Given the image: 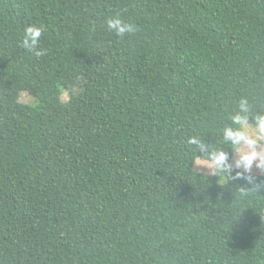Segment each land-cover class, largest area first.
<instances>
[{
  "label": "trees",
  "instance_id": "1",
  "mask_svg": "<svg viewBox=\"0 0 264 264\" xmlns=\"http://www.w3.org/2000/svg\"><path fill=\"white\" fill-rule=\"evenodd\" d=\"M242 98L264 113V0H0V264H264V188L187 144L232 159Z\"/></svg>",
  "mask_w": 264,
  "mask_h": 264
},
{
  "label": "clouds",
  "instance_id": "2",
  "mask_svg": "<svg viewBox=\"0 0 264 264\" xmlns=\"http://www.w3.org/2000/svg\"><path fill=\"white\" fill-rule=\"evenodd\" d=\"M107 28L115 32L118 37H124L125 34L136 30L134 25L124 22L119 14L108 18ZM43 32V25L27 26L22 47L29 52L34 51L37 56L45 55L46 50L38 48ZM250 120L254 121L255 133L248 130L251 126ZM231 121L237 127H225L223 140L231 145L234 160L230 159L228 150L210 149L198 136L189 137L187 144L196 146L201 153L206 154L205 167L210 174H226L232 180H245L254 185L251 189L259 191L264 188V184L257 183L253 169L264 174V113L251 116L250 105L246 98H242L239 102V111L231 116Z\"/></svg>",
  "mask_w": 264,
  "mask_h": 264
},
{
  "label": "rangeland",
  "instance_id": "3",
  "mask_svg": "<svg viewBox=\"0 0 264 264\" xmlns=\"http://www.w3.org/2000/svg\"><path fill=\"white\" fill-rule=\"evenodd\" d=\"M64 98H67V95H64ZM21 100L27 103H31L33 102V97L31 95H29L28 93H23ZM250 128L248 129L250 132L255 133V127L253 124H250ZM232 160H234V156L232 158ZM205 161L204 159H198L196 161L195 167L194 169L200 172H206L209 173L208 169L205 167ZM254 172H258V170H256L255 168L253 169Z\"/></svg>",
  "mask_w": 264,
  "mask_h": 264
}]
</instances>
